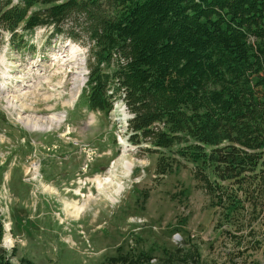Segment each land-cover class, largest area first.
<instances>
[{"label":"rangeland","instance_id":"374dc122","mask_svg":"<svg viewBox=\"0 0 264 264\" xmlns=\"http://www.w3.org/2000/svg\"><path fill=\"white\" fill-rule=\"evenodd\" d=\"M87 23L74 13L60 34L0 31V247L8 264H113L143 254L150 264H264V195L256 184L241 186L256 189L252 203L227 213L221 191L195 179L198 165L183 155L184 144L162 153L165 173H156L160 154L129 141L131 114L120 94L108 111L89 108ZM17 114L39 129L23 128ZM125 161L133 168L124 178ZM112 168L123 190L109 201L116 187L101 192L92 180ZM231 186L224 194L236 192ZM67 204L84 207L71 214Z\"/></svg>","mask_w":264,"mask_h":264},{"label":"trees","instance_id":"16d2710c","mask_svg":"<svg viewBox=\"0 0 264 264\" xmlns=\"http://www.w3.org/2000/svg\"><path fill=\"white\" fill-rule=\"evenodd\" d=\"M74 13L88 20L89 108L108 111L120 94L132 114L129 141L160 154L158 175L162 153L184 144L195 179L221 191L227 213L256 197L241 187L247 180L264 195V0H0V31L60 34ZM229 185L236 192L224 194ZM3 232L0 221V242ZM140 257L110 262L150 264Z\"/></svg>","mask_w":264,"mask_h":264},{"label":"bare ground","instance_id":"6f19581e","mask_svg":"<svg viewBox=\"0 0 264 264\" xmlns=\"http://www.w3.org/2000/svg\"><path fill=\"white\" fill-rule=\"evenodd\" d=\"M25 98H27V97L25 96L24 100H25ZM19 100H20V98H19ZM9 107L10 108H14V106L11 103H9ZM16 121L18 123H20L22 125V127L25 128L28 131H34V130L39 129V127H37L38 126L37 123H39V121L36 122L33 118H24V117H21V115L17 114ZM46 121L48 123H53L55 120H54V118H49ZM31 168L33 170H36V168H37L36 164L33 163ZM123 168H124V172L122 173V176L124 178L125 177H129V172L132 170L133 164L130 163V162L125 161L123 163ZM113 172H114V169L112 168V170H110V172H109V176L108 177L100 178L99 176H96L92 180L94 183H96L98 191H101V192H104V190L106 189L104 187L105 185L106 186L107 185H109V186L110 185H114L116 187L115 190L112 192V194L106 195L109 201H113L114 200V196H118L123 190V184L120 183L121 180L118 181V180H114L112 178L114 176ZM66 206L68 208H71V210L69 211L71 214L75 213V212L78 213V212L82 211V209L84 207V206H81V207L78 208L77 204H73V205L67 204Z\"/></svg>","mask_w":264,"mask_h":264}]
</instances>
